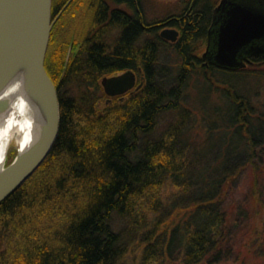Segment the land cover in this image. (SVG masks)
<instances>
[{"label": "trees", "instance_id": "16d2710c", "mask_svg": "<svg viewBox=\"0 0 264 264\" xmlns=\"http://www.w3.org/2000/svg\"><path fill=\"white\" fill-rule=\"evenodd\" d=\"M146 1L51 0L52 19L65 6L44 59L59 129L41 165L0 203V264H243L263 256L260 231L234 244L238 220L223 204L242 162L260 167L252 159L264 143V113L239 91L243 74L221 72L227 104L205 116L234 129L212 163L202 166L187 141L194 118L182 97L202 43L198 16L216 0H179L176 12L152 19ZM122 4L126 11L113 7ZM106 11L104 41L98 22ZM158 22L183 35L165 41ZM188 30L195 33L184 38ZM72 36L80 47L67 56ZM169 51L176 74L162 59ZM127 69L143 84L108 101L101 77ZM163 113L173 118L155 134Z\"/></svg>", "mask_w": 264, "mask_h": 264}, {"label": "water", "instance_id": "95a60500", "mask_svg": "<svg viewBox=\"0 0 264 264\" xmlns=\"http://www.w3.org/2000/svg\"><path fill=\"white\" fill-rule=\"evenodd\" d=\"M226 4L234 6L226 10L217 29L214 57L219 66L231 68L240 64L237 54L242 47L264 39V12L237 0H220L217 9ZM53 23L51 0H0V116L9 107V98L3 92L19 81L39 119L29 144L17 149L8 164L3 161L0 165V203L41 165L57 137L59 99L44 66ZM177 33L175 28L166 27L160 36L174 41ZM135 82L136 73L131 69L100 80L108 96L126 93ZM141 85L142 82L136 88Z\"/></svg>", "mask_w": 264, "mask_h": 264}, {"label": "rangeland", "instance_id": "374dc122", "mask_svg": "<svg viewBox=\"0 0 264 264\" xmlns=\"http://www.w3.org/2000/svg\"><path fill=\"white\" fill-rule=\"evenodd\" d=\"M178 1L179 0H147V17L152 19L154 17H163L167 14L176 12L180 7H178ZM72 39L73 43L71 50H74V47L77 46L80 38ZM69 41L70 38L68 39V46L70 45ZM68 46L67 56L68 51L70 50V47L68 48ZM162 56V59L169 65V69H171L172 73L176 74L179 60L174 52L169 51L166 54L162 52ZM220 77V82L226 80L225 76ZM204 78L205 77L201 74H196L195 72L192 73L188 79L182 97V104L191 109L194 118V127L191 128V130H188L187 135L189 148L192 150L196 149L194 157L199 156V160L202 158V166H205L207 163H212L216 152L221 149L222 140H225L226 142L229 135H231V132L234 130L221 127L220 124L222 123L220 121L212 124L209 121L212 120V117L205 118L208 113L214 112L215 106H220L222 104L221 106L225 107L227 102L225 101L226 99L224 96V101L220 99L222 98L220 89H213V86L209 87ZM242 78L247 80L243 81L242 85H240V93H249L251 104L255 105L260 113H264V76L261 78L260 75H248V77L243 76ZM221 86L226 89L223 84H221ZM249 87L251 89L250 91L247 90ZM209 107L210 110H207ZM172 118V113H163L159 117L155 134L160 133ZM262 137L264 139V134ZM235 141L236 137L234 136L232 137L231 142L234 143ZM16 150L17 146L14 142L11 143L4 159L5 165L13 159L17 152ZM257 152L259 153L252 159V161L260 167L253 170L251 163L247 162L245 159L242 162L243 165L240 167L238 173L234 176L231 182V187L225 195L223 202L224 205H230L232 209L231 211H233V217H236L238 220L237 223L232 224L230 229L235 234L234 244L236 246L242 242L246 232L248 234L249 231H260L263 233V256L258 257L252 254V256L256 258L252 260L251 257L243 264H264V143L261 146V149L259 148ZM200 166L201 165H198V167ZM242 212L244 216L241 214L239 215V213ZM252 227H255L256 230H251ZM129 260L130 259L127 260V264H130Z\"/></svg>", "mask_w": 264, "mask_h": 264}, {"label": "flooded vegetation", "instance_id": "af4514ba", "mask_svg": "<svg viewBox=\"0 0 264 264\" xmlns=\"http://www.w3.org/2000/svg\"><path fill=\"white\" fill-rule=\"evenodd\" d=\"M237 1H240L244 5H250V6L264 12V0H237ZM219 2H220V0H216L214 3H210V5L208 6V12L205 15V17L201 13L198 16V18H200L199 21H203V29H202L203 34H201V36L199 37L200 40L202 41V43L200 45L199 51L196 54L195 61H192V63H194V62L195 63H194V65H192L193 67L190 70H192V73L195 72L196 74H201L202 76H204L205 81L208 82L210 87L213 86V89H215V88L218 89L219 82H220L219 77H220V74L222 71L236 74L235 76H237V74L238 75L243 74L246 77H248V75L249 76L250 75H260V77L263 78V76H264V71H263V68H264V39L263 38L259 39L257 41H254L253 43H251L245 47H242L240 49V51L237 54V57L239 59L238 62L240 63L238 66L231 67V68H225V67L219 66L216 63L214 55L216 54V49H217L216 48L217 29L220 25V22L223 20V17L226 14V10L229 7L231 8L234 6L231 4H226L223 8L217 9ZM105 4L107 5L106 1H105ZM113 7H116L117 9H120L122 11H126L125 6L123 4L122 5H114ZM63 8H62V10H63ZM62 10H60L59 12L56 13V15L54 17L55 19L58 18V16L60 15ZM54 18L52 20H54ZM134 22H136L135 19H134ZM98 23H99V28L101 31L100 34L104 37V38H100V39H104V41H106V39H107L106 36H107L108 11H106L104 13V15L100 17ZM157 25H161L160 29H159V35H160V31L163 28H166L167 26H163L161 22H158ZM152 27L153 26H148V29H150ZM169 28H175L178 31V33L175 37L176 39L174 41H172L169 39H164L161 36H160V38H163L165 41L174 43L178 38H181V36L183 35L182 30L180 28H177V27H169ZM96 29H97L96 26L93 27L92 32H94ZM87 31H88V29H87ZM92 32L87 36V38L91 36ZM148 32L150 33L151 31L148 30ZM187 33H190V35H188ZM194 33H195L194 30L193 31L192 30L185 31V37L184 38H187L189 36L192 37V35ZM72 38H75V37L72 36L70 38V41H69V44H70L68 46V48L70 47V50L68 51L69 56H70V53H73V55H75L77 53V51L79 50V47H80V42H78L77 46L74 47V50H71L72 43H73ZM149 38H155V35L149 34ZM251 47H253V48H251ZM258 47L260 48V50L258 49ZM123 71H125V70H123ZM118 73L119 72H117L115 74H118ZM244 80H247V79H244ZM140 82H142V84H143V76H141L140 74L137 75V73H136L135 85H134V87H132L127 92H132V91L136 90L137 89L136 85L139 84ZM124 94L115 95V96L106 95V97H107V100L109 101L113 97H118L119 99H121ZM231 96L233 98L234 96L238 97L239 95H236V94H234V92H232ZM249 106H250V104H249Z\"/></svg>", "mask_w": 264, "mask_h": 264}, {"label": "bare ground", "instance_id": "6f19581e", "mask_svg": "<svg viewBox=\"0 0 264 264\" xmlns=\"http://www.w3.org/2000/svg\"><path fill=\"white\" fill-rule=\"evenodd\" d=\"M2 95L9 98V107L0 116V165L11 143L19 150L29 144L39 120L36 108L22 93L21 82L8 86Z\"/></svg>", "mask_w": 264, "mask_h": 264}]
</instances>
